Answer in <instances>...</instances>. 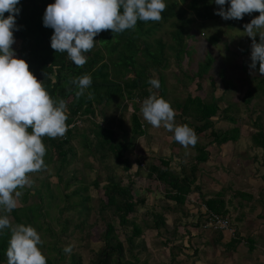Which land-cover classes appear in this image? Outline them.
<instances>
[{
  "label": "trees",
  "instance_id": "1",
  "mask_svg": "<svg viewBox=\"0 0 264 264\" xmlns=\"http://www.w3.org/2000/svg\"><path fill=\"white\" fill-rule=\"evenodd\" d=\"M54 2L55 0H20L18 7L21 11L16 17L18 30L14 31L15 43L12 46L16 57L27 61L30 71L42 81L50 96L56 101L63 99L66 102L68 109L66 123L68 126L73 125L72 129H67L63 137L43 138L46 147V155L43 159L46 166H55L56 177L62 183L63 177L59 173L74 161L69 155L76 157L72 142L79 139L78 144L81 149L88 151V155L100 164L104 176L101 180V176L97 175L94 181L87 183L84 177H79L74 171L61 188L63 207L59 212L62 214L64 211L79 208V215L86 216L79 225V228L84 230L83 226L91 213L89 205L91 198L88 191L90 188L101 190L102 197H99L96 213L101 220L105 219V214H109L111 219L105 222V230L99 237L101 243L99 250L87 264H146L140 263L135 253L137 247H140L137 251L146 250L144 243L135 244V239L141 235V228L134 220H128V216L133 214L138 206L146 205L145 198H137L132 194L130 186L132 176L129 172L131 162L128 158V154L131 156L136 153L137 141L146 132V126L140 119L141 103L150 95L165 99L168 89L165 85L164 72L172 65L166 50L170 52L176 67L181 71L179 66L188 54L187 40L196 39L197 34L192 32L196 21L204 26L206 21L222 20L227 23L229 29L235 26L244 29V25L250 23L259 13L254 12L251 15H244L243 19L226 21L215 14L219 6L214 0H165L167 7L159 22L138 20L134 29L122 33L102 31L94 38L96 40L94 48L84 54L87 57L85 65L77 67L67 57V53H57L51 48L53 29L43 25V15L46 7ZM228 6L226 4L224 7ZM7 15L8 13H5V17ZM164 25L170 28L168 32L170 43L164 42L161 36H157ZM255 39L259 42V35ZM213 62L214 59L208 55L203 62L197 64V70L192 76L184 72L183 75L188 82L196 81L197 91L202 88L201 80L209 73ZM258 69L257 63L256 70ZM152 73L157 76L155 79L160 83L158 89L147 82L153 78ZM83 75H90L92 84L85 94L77 99L75 96L77 88L71 81ZM209 79L210 88L212 87L209 101L202 96L188 94L181 102L174 100L173 104H170L178 111L174 117L178 123L189 126L197 136V143L191 146L196 152L191 164L188 166L182 164L177 171L171 166L172 158L156 157L146 160L143 157V161H147L148 165L144 177L164 186L166 198L172 199L178 206L183 205L186 196L192 191L200 190L199 186H196L197 174L200 171L199 166L210 159L209 148L212 145L221 147L229 143L235 144L240 137L238 126L225 131L216 129L213 118L217 115H221V120L236 124L237 118L229 113L234 109V114H237L238 107L226 101L225 106L220 107L224 95L217 98L213 95L215 81L211 77ZM249 80L250 87L246 88L243 101L249 103L252 100L255 102L264 100V74ZM220 81L225 91H235L234 84L225 78L223 72ZM89 92L92 93V99H88ZM254 106L251 108V114L256 112L257 105ZM117 108L119 110L117 116H107L109 111L115 113ZM125 113L129 115V130L123 128ZM263 114L264 110H260L253 120L254 132L250 134V139L253 148L264 151ZM118 122L119 124H116ZM80 123L87 125L85 130L78 127ZM113 125L119 128L117 132ZM202 138L209 142L202 143ZM142 163L135 161V177L143 175ZM88 167L92 169V165ZM262 179L264 182V176ZM123 180H128V183H124ZM71 188L73 189L69 192ZM33 195L39 198L37 204L17 207L12 211L15 224L30 225L38 233L43 232L56 240L46 246L48 254L46 259L47 264H58L64 260L65 252L63 248L58 247V239L47 226L48 224L45 226V218L48 214L45 206L49 208L51 205H46L45 195L41 190L35 189ZM204 205L206 207L204 221L207 212L226 218L227 211L224 210L223 201L210 199L206 200ZM153 220V225L148 228L159 229L165 226L162 215H154ZM115 221L122 230L117 229ZM69 223V220L65 219L60 224L62 235L68 230ZM129 225L130 235L126 231ZM90 226L93 227L94 224L88 227ZM10 235L8 229L0 231V264H7L6 250ZM121 237L128 246L129 261L124 260V244ZM70 263L84 264L82 257L76 253L71 255Z\"/></svg>",
  "mask_w": 264,
  "mask_h": 264
},
{
  "label": "rangeland",
  "instance_id": "2",
  "mask_svg": "<svg viewBox=\"0 0 264 264\" xmlns=\"http://www.w3.org/2000/svg\"><path fill=\"white\" fill-rule=\"evenodd\" d=\"M168 32H170L169 26L164 25L157 33V36H161L164 42L170 43V36L168 35ZM192 32L197 34L195 36L196 39L188 38L187 40L188 54L184 57V60L179 66L181 71L176 67L175 61L170 55V52L166 50L167 57L172 65L164 72L165 85L168 89L165 99L170 104H173L174 100L181 102L188 94H190L192 96H202V98L209 101L210 96L212 95V87L210 88L211 83L209 77L215 81L213 95L216 98L220 95H224L223 101L220 102V107L225 106V101L238 107L237 114H234V109L230 110L229 113L232 117L237 118V123L231 124L221 120V115H217L213 118L216 129L225 131L238 126L240 129L238 135L240 137L235 144L229 143L221 147L212 145L209 148V158L214 160L211 164L206 162L209 164L208 168L210 170L208 174H206V177L203 176L204 178L202 177L200 180H212L209 174H212L213 171H215V168L222 173L230 172V175H232L233 178L229 176V179L222 181V183L225 182V184H222L221 186V190H223V192L230 193L233 192V190H239L243 187L246 188V190H259L258 193L264 202V194H261L264 190V182L262 179L264 176V151L260 148H253L250 139V134L254 132L253 120L256 115L260 113V110H264V100L259 102L252 100L249 101V103L243 101L244 92L247 87H250V85L248 86V84H250L249 79L260 75L258 70L253 71L249 67L251 64L250 56L252 38L247 36L245 29H241L238 26H235L233 29H229L227 23L222 20L206 21L204 22V26H202L199 21H196ZM208 55L214 59V62L209 73L203 80H201L200 85H202V88L200 91H197V86L195 85L196 81L193 83L188 82L183 74L186 72L192 76V74L197 70V64L199 62H203ZM222 72L225 78L234 84L233 87L235 91L224 90L223 84L220 81ZM152 77L156 78L157 76L152 73ZM254 105H257V108H255L256 112L251 114L250 111L251 108L255 107ZM173 109L175 114H178L175 107H173ZM117 110L115 113L109 111L107 116H117L119 114V110ZM129 111H131V108H129ZM123 118V128L125 130H129L128 113H125ZM140 119L146 126V132L145 135L137 141L135 148L136 153L131 156L128 154V158L131 162L129 172L132 176L130 178L132 194L137 198H145L146 205L138 206L135 212L128 216V220H134L141 228V235L135 239V244L138 245L144 243L146 250L137 251L140 249V247H137V249H135V253H137L140 263L171 264L170 257L166 253L167 245L164 243V240L167 238L166 229L160 227L158 229L160 233L156 235L157 231H153V229L151 231V229L148 228L153 225L154 215H164L165 213L164 210L160 211L161 206H163L161 204H165L166 202V196L164 194L165 187L144 177L148 170V165L147 161H143V157L148 160L150 158L163 157L166 152H174L176 155L178 154L184 157V161L186 162L185 165L188 166L191 164V160L196 155V152L191 148V146L185 148L176 142L173 139V133L168 132L163 127L153 128L143 119L142 113H140ZM174 120L177 125H180L178 120L175 118ZM116 124H119V122ZM262 126L264 127V114L262 116ZM78 127L85 130L87 125L80 123L78 124ZM112 127L116 132L119 129L118 127L115 128L114 125ZM199 140H201V138H199ZM78 141L79 139H76L72 142V146L76 152V157L71 154L69 155V158L74 161L67 167V169H63L61 173H59V175L63 177L62 183H60L56 177L55 166L53 167L47 165L43 171L31 174V178L34 181L33 186L31 188L25 187L24 189H21L20 191H22V195L17 202V207L21 208L23 206L37 204L39 202V198H37L36 195H33L35 189L41 190L42 194L45 195L44 201L46 202V205H51L49 208L45 206V210L48 212L47 217L45 218V226L48 224L47 226L50 227L52 233L55 235L56 239H58V247L64 249L66 246H72L71 254L65 253L64 260L58 264H71L70 258L74 253L80 255L84 264H87V262L94 257L96 251L99 250L101 246L99 237L105 230V222L111 219L109 214H105L104 220L98 218L96 211L98 208L99 197H102V192L101 190L98 191L94 188H90L88 191L91 198L89 203L91 206V213L88 217L87 223L83 226L84 230L82 228L80 229L79 225L82 224L86 216L79 215V208L64 211L62 214L59 212V209L63 207L61 200V188H63L66 179L73 175L74 171L77 172L79 177H84L87 183L94 181L97 175L99 177L101 176V180L104 177L100 164L95 162V160L88 155V151H83L81 149ZM206 142L209 141L202 138V143ZM137 160L141 163L143 162L142 164H144L143 175L135 177V161ZM55 165L58 166L59 164ZM89 165H92V169L88 167ZM203 169L202 171H204ZM235 175L236 177H234ZM123 182L127 184L128 180H123ZM217 182L219 181L217 180ZM241 183H244V185H240ZM101 184L103 185L102 181ZM216 184L218 185L219 183ZM72 189L73 188H71L69 192H71ZM150 190H155L156 193L155 191H153L154 193L149 192ZM51 196H53L52 200ZM243 196L245 198L250 195L243 194ZM251 201L253 200H245V204L248 202V205L245 206L246 210L240 211V215L245 212L246 216H249L248 214H253L258 209L257 207H261L264 211V204L259 205L258 201L256 203ZM0 214L8 215L11 223L15 224L12 212ZM65 219L69 220L70 223L68 230L62 235V226L60 224ZM172 220L173 216L167 220V223L170 224ZM93 224V227H88ZM115 225L117 229L119 228V231L122 230L117 221H115ZM126 231L127 234L130 235V225ZM38 234L43 241L42 245L38 246L42 254L47 258L48 254L46 246L52 242L54 243L56 240H53V238L47 236L43 232H39ZM121 240L124 244V260L129 261L130 257L129 254H127L128 246L122 237ZM171 251L175 256L176 253L174 252L177 251V248L176 250L172 249ZM247 255L253 259L254 264L260 263L257 259L262 255L258 250H255L254 248L250 249V252L248 251Z\"/></svg>",
  "mask_w": 264,
  "mask_h": 264
},
{
  "label": "clouds",
  "instance_id": "3",
  "mask_svg": "<svg viewBox=\"0 0 264 264\" xmlns=\"http://www.w3.org/2000/svg\"><path fill=\"white\" fill-rule=\"evenodd\" d=\"M214 2L219 6L215 14L226 21L259 13L244 29L252 38L249 67L255 71L258 63L259 73L264 74V0ZM19 4L20 0H0V213H11L22 195L20 190L33 186L31 174L46 168L43 138L63 137L68 129L66 102L54 100L30 71L27 61L17 58L13 50ZM166 7L165 0H55L46 7L43 25L53 29L51 48L67 53L77 67H83L87 62L84 54L94 48V38L102 31L122 33L134 29L138 20L159 22ZM257 34L259 42L255 39ZM147 82L154 88L160 87L158 79L150 78ZM71 83L76 86L75 96L79 99L92 79L83 75ZM88 99H92L90 92ZM140 111L149 125L173 133V139L183 147L197 143L194 130L175 123V111L162 97L150 95L142 102ZM4 229L11 233L7 264H47L38 247L43 241L34 227L12 224L8 215L0 214V231ZM63 251L71 254L72 246Z\"/></svg>",
  "mask_w": 264,
  "mask_h": 264
},
{
  "label": "crops",
  "instance_id": "4",
  "mask_svg": "<svg viewBox=\"0 0 264 264\" xmlns=\"http://www.w3.org/2000/svg\"><path fill=\"white\" fill-rule=\"evenodd\" d=\"M163 157L172 158L171 166L177 171L180 165L186 163L184 157L174 152H166ZM213 160L210 158L208 163L211 164ZM208 163L199 166L196 186H199L200 190L192 191L187 195L183 205L178 206L172 199L167 198L165 204H161L163 206L160 211L165 212L164 215L162 214L165 226L161 227L166 229L167 238L164 243L167 245L166 253L170 257L171 264H254L253 259L247 255L253 248L262 255L257 259L260 261L259 264H264V211L261 207H257L258 209L253 214H248L249 216H246L245 212L240 215V211L246 210L245 206L248 205V202L245 204L246 199L253 200L251 202L254 203L258 201L259 205L264 204L258 193L259 190H246L243 187L230 193L223 192L221 186L225 182L222 181L233 176L230 172L222 173L216 168L212 174H209L212 180H200L203 176L206 177L210 170ZM153 191L155 190L149 192ZM243 194L250 195V198H244ZM261 194H264V190ZM210 199L223 201L233 235L229 231L214 232L203 229L206 213L204 202ZM172 216L173 220L168 224L167 220ZM153 231H157L156 235L160 233L158 229ZM176 248L174 256L171 250Z\"/></svg>",
  "mask_w": 264,
  "mask_h": 264
},
{
  "label": "built area",
  "instance_id": "5",
  "mask_svg": "<svg viewBox=\"0 0 264 264\" xmlns=\"http://www.w3.org/2000/svg\"><path fill=\"white\" fill-rule=\"evenodd\" d=\"M72 128L73 125L68 126V129H72ZM202 227L205 230H211L214 232L229 231V233L233 235V231L230 228V222L228 218H223L214 213L207 212V216Z\"/></svg>",
  "mask_w": 264,
  "mask_h": 264
}]
</instances>
